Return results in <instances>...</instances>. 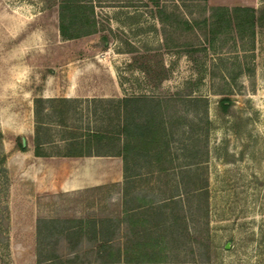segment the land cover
I'll use <instances>...</instances> for the list:
<instances>
[{
  "label": "rangeland",
  "instance_id": "374dc122",
  "mask_svg": "<svg viewBox=\"0 0 264 264\" xmlns=\"http://www.w3.org/2000/svg\"><path fill=\"white\" fill-rule=\"evenodd\" d=\"M69 1L0 0V264H264V0H81L72 38ZM156 110L160 145L121 155Z\"/></svg>",
  "mask_w": 264,
  "mask_h": 264
},
{
  "label": "trees",
  "instance_id": "16d2710c",
  "mask_svg": "<svg viewBox=\"0 0 264 264\" xmlns=\"http://www.w3.org/2000/svg\"><path fill=\"white\" fill-rule=\"evenodd\" d=\"M153 1V0H152ZM67 2V1H66ZM62 2L60 3V22L59 29L63 36L72 38L79 37L88 33L95 31L94 29H85L80 24V21L88 19V15H86V5L81 0H71L68 3ZM264 11V10H263ZM256 8L250 5H235L233 7L218 5L213 7L212 17H216V19H223L225 22H228L230 25L241 26L243 23L249 22L252 27L255 23ZM263 16H259V18ZM215 19V20H216ZM132 97L125 96L122 98L123 101L127 102ZM152 98V97H151ZM230 99L228 97H221L218 102V109L221 114H226L230 110ZM122 133L125 135L126 140L122 145L121 155L128 151V149L132 146H137L144 149H151L157 146L160 143L162 137V127H163V119L162 117H158V110L154 111L150 117L142 124H132L127 118L124 120L122 124ZM2 132L0 131V145L2 139ZM160 145V144H159ZM1 147V146H0ZM20 147L25 149L26 147L20 142ZM36 154L42 155V151L40 147H36ZM73 154L74 153H70ZM5 153L0 149V171L4 170L5 167L3 165L5 160ZM195 192L203 193V190H197ZM124 213L126 217L132 216L133 208L128 200L124 201ZM66 219H64L65 221ZM50 222H61V220L51 219ZM80 227V226H79ZM78 228V225H77ZM73 233H77L80 229L76 230V226H65L60 229L61 232L72 231ZM102 236L100 237V242L103 246H111L112 237L105 236L104 232H102ZM109 244V245H108ZM107 249H105L106 251ZM42 252V251H41ZM45 256V257H44ZM44 257V259H43ZM55 255L47 254L42 255L39 254V264H51L55 263ZM108 259H103V264H112L107 262Z\"/></svg>",
  "mask_w": 264,
  "mask_h": 264
},
{
  "label": "bare ground",
  "instance_id": "6f19581e",
  "mask_svg": "<svg viewBox=\"0 0 264 264\" xmlns=\"http://www.w3.org/2000/svg\"><path fill=\"white\" fill-rule=\"evenodd\" d=\"M44 161V160H43ZM86 173H87V169L85 168V169H82V171L77 175H75V176H73V177H71V178H69V179H67V180H65V185L66 186H68V187H80V185H81V182L83 181V179L85 178V177H81V179H80V177H79V175L80 176H86ZM112 175V174H111ZM88 176H90V175H88ZM83 178V179H82ZM64 183V182H63ZM65 186V187H66Z\"/></svg>",
  "mask_w": 264,
  "mask_h": 264
},
{
  "label": "crops",
  "instance_id": "0c3cea01",
  "mask_svg": "<svg viewBox=\"0 0 264 264\" xmlns=\"http://www.w3.org/2000/svg\"><path fill=\"white\" fill-rule=\"evenodd\" d=\"M79 176H80V175H79ZM83 177L87 178V180L85 179L86 181H88V179H91V183H93V181H95V180H94L95 177H94V176L92 177V175H91V177H89L88 175H87V176L84 175ZM82 179H83V178H82ZM83 181H84V179H83ZM83 181H82V182H83ZM82 182H81V184H82ZM65 184H66V183H65V181H64V183H63V187H64V189H73V188H77V187H68V186H66ZM65 186H66V187H65ZM80 186H81V185H80Z\"/></svg>",
  "mask_w": 264,
  "mask_h": 264
},
{
  "label": "water",
  "instance_id": "95a60500",
  "mask_svg": "<svg viewBox=\"0 0 264 264\" xmlns=\"http://www.w3.org/2000/svg\"><path fill=\"white\" fill-rule=\"evenodd\" d=\"M22 144H23V145L25 144L24 138H22Z\"/></svg>",
  "mask_w": 264,
  "mask_h": 264
}]
</instances>
